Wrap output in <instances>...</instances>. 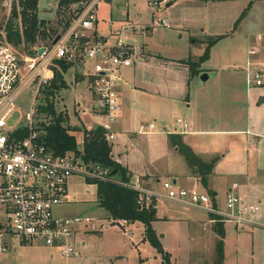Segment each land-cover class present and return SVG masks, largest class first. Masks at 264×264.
<instances>
[{"label": "built area", "instance_id": "obj_1", "mask_svg": "<svg viewBox=\"0 0 264 264\" xmlns=\"http://www.w3.org/2000/svg\"><path fill=\"white\" fill-rule=\"evenodd\" d=\"M99 1L85 2L81 11L73 12L66 28L60 27L47 44L40 40L29 46L15 44L8 39L5 25L0 27V256L11 243L36 241L54 246L65 258H71L77 251L75 235L96 230V226L95 218L90 216L62 217L54 213L55 207L62 205L68 196V179L77 175L85 180L121 183L111 175L108 166L84 161L73 151L55 155L44 143V127L49 125L53 115L42 111L41 107L46 105V94L52 89L53 81L58 82L59 73L63 75L55 60L73 67L86 79L96 127L101 128L108 144L115 138L121 72L131 67L140 55L130 44L119 39L116 44H109L97 34L95 7ZM168 1L150 0L149 3L151 7L163 8ZM11 2H3L9 11ZM157 21L169 25L164 18L158 17ZM130 26L133 30L140 28L136 23ZM18 28L22 35L20 21ZM254 39L255 42L263 40L261 34H256ZM247 52L255 56L257 44L251 45ZM245 74L247 85H261L264 60H248ZM26 90L30 92L27 109L14 117L20 96ZM152 127V123L147 127L140 125L138 130L146 133ZM82 143L83 139L78 144L79 151H83ZM127 185L137 191L138 204L145 207L162 195L143 188L139 182ZM234 186L226 193L225 206L220 209L196 188L181 187L169 180L162 183L163 196L184 208H202L219 216L221 222L229 221L238 226L256 224L259 202L241 198L233 191ZM129 223L125 218L113 219L110 226L128 233Z\"/></svg>", "mask_w": 264, "mask_h": 264}, {"label": "crops", "instance_id": "obj_2", "mask_svg": "<svg viewBox=\"0 0 264 264\" xmlns=\"http://www.w3.org/2000/svg\"><path fill=\"white\" fill-rule=\"evenodd\" d=\"M171 1L169 0L165 6L170 5ZM153 17H151V23H136L142 28L141 30L137 29L140 34H148L154 28L155 19ZM39 18L46 20L43 17ZM241 20L237 21L238 24L231 31L232 33L239 31ZM231 32H223V37H230ZM263 33L248 31L242 34V41L243 43L245 41L244 45L247 48L242 63L230 66L232 69H239L245 74L248 60H264L261 57L262 50L258 52L260 46L264 49ZM256 34L262 35L261 43L255 42ZM100 36L106 40L104 36ZM118 39L121 40V37ZM196 40L202 43L204 41ZM256 44L257 54L249 55L248 49L251 45L256 46ZM130 45L136 50L143 46L144 52L139 53L140 56L131 67L124 68L123 76L129 78V84H124L122 80L118 86L119 112L122 113L120 115L118 112V121L114 125L116 135L110 146L112 159L127 168L130 175L129 182H139L143 188L162 194L154 202L156 222L166 220L176 229L178 226L180 230L181 226L190 228L185 237L184 235L178 236L179 245L191 250L195 257L211 250L210 257H212L215 242L219 237L214 231L216 220L213 213L202 208H184L171 202L163 196L162 183L169 180L178 186L188 189L196 188L207 194L197 177L190 172L178 150L169 145V134H180L183 142L191 146L194 152L204 160L217 157V163L208 175V187L215 192L214 197L208 196L212 205L223 209L226 193L235 184L233 191L246 201L259 202V211H261H258L260 214L257 215V223L254 225L238 226L229 221L223 222L225 235L222 264L228 263V248L234 250V255L236 253V264H264V80L261 85L249 86L246 83L245 74L244 96H242L243 100L239 101L240 109L245 110V118L241 125H236L234 124L236 121L234 114L228 116V109H230L229 111L234 110L232 104L238 103L239 95L234 94L232 89L238 84L226 77H223V80L219 79V72L225 70L227 65L213 68L215 75L213 79L210 78L212 73L200 66L197 75L191 76L188 64H186L188 59L165 58L151 53L145 43L142 46ZM211 56L210 50L208 61L212 60ZM70 72L73 74L72 79ZM205 73L208 78L203 81L200 77ZM62 79L66 83L63 88H66L67 93L64 95L71 94L74 97L76 108L70 112L66 106V112H61L65 115L69 114L66 115V123L72 129H76L74 130L75 135L79 133L76 138L77 142H80L83 139L82 129L89 130L98 126L92 116L91 109L88 112L91 124L85 123L80 114L85 110L81 107L83 96H81V92L75 91L77 85L82 84L86 79L71 67L63 73ZM74 79H77L78 82H74ZM220 88H222L221 91ZM136 90H139L143 99L141 106L136 105L133 108L134 112L150 115L157 122L152 123L151 129L146 128L148 129L146 133L139 132L140 126L137 128V132L131 130L130 123L125 121L123 115L124 109L129 106L128 97L133 95ZM84 92L88 93L86 88L83 90ZM189 94L190 99L188 98ZM88 99L92 104L91 96ZM133 101L134 99L132 104ZM173 113L178 114L176 120L178 127L172 126L168 130L164 126V122L167 123L168 116ZM155 118H159L160 121ZM76 122L79 128L78 126L73 128L72 125H75ZM156 125H161L160 129H155ZM160 203L162 204L161 208ZM107 217L110 221L113 220L108 216V212ZM131 224L132 222L127 225V229ZM124 235L134 236L131 229H128V233H124ZM159 235L162 242L166 238V234L161 232ZM142 236L144 238V234ZM164 250L167 251L166 247ZM242 256L244 260H239L238 258H242Z\"/></svg>", "mask_w": 264, "mask_h": 264}, {"label": "rangeland", "instance_id": "obj_3", "mask_svg": "<svg viewBox=\"0 0 264 264\" xmlns=\"http://www.w3.org/2000/svg\"><path fill=\"white\" fill-rule=\"evenodd\" d=\"M3 1L5 0H0V27L5 25L11 16L9 15L11 13L9 7L4 6ZM149 1L110 0L106 2L105 0H100L95 7L96 32L98 35L104 36L109 44H116L118 38L121 37L122 42L135 46H142L145 43L151 53H156L162 57L193 61H197L198 55L203 54L209 41L217 38L209 46V52L210 50L212 52V60L208 61L209 59L207 58L205 61L200 62L199 66L206 71H210L212 73L210 78L213 79L215 77L213 68L227 65L225 70L219 72V79L223 80V77H226V79H231L238 84L232 88L234 94L237 93L239 95L238 103L232 104L234 110L229 111L230 109H227L228 116L234 114L236 119L234 124L241 125L245 118V110L240 109L241 103L239 101L243 100L242 96H244L245 74L239 69H232L230 66L240 65L244 58L247 47L244 45L245 41L244 43L242 41V34L248 31L264 32V0H172L170 5L163 8L151 7ZM56 7L57 0H38L39 17L46 18L54 26L56 24L61 26V15H58ZM244 11L245 13L242 17L246 16L242 20V17L238 19ZM48 17L52 18L48 19ZM151 17L155 19V25L148 34H140L139 30L142 29L141 27L139 30L136 28L133 30L130 26L134 23H151ZM158 17L166 19L169 25L160 24L157 21ZM237 19L241 20L239 31L232 33L231 31L238 24ZM223 32H231V36L223 37ZM195 38L204 41L202 43ZM143 50L142 46L136 51L143 53ZM260 50H262L261 57L264 59L263 47L260 46L258 52ZM71 69L75 70L73 67ZM124 70L123 68L121 72V81L123 80L124 84H129V78L123 76ZM71 72L70 78L72 79L73 74ZM74 82L77 83L78 80L74 79ZM77 87L75 92H81V96H83L81 107L85 108L84 111L80 112L81 117L85 123L91 124L88 112L93 104L89 102V94L83 93L86 88V81L83 80V83L77 85ZM65 89L55 90L53 95L55 110L66 112L68 107V110L72 112L76 108L74 97L71 94L64 95L67 93ZM221 90L222 88H220ZM29 93L27 90L22 92L18 101L19 108L15 112L14 117H18L27 109V103L30 101L28 98ZM188 98L190 99V94ZM142 99L139 90L134 91L133 95L128 97V100H130L129 106L124 109V119L130 123L131 130L134 132L138 131L137 128L141 124L148 126L149 123L155 124L156 122L150 115L134 112L133 108L136 105L141 106ZM76 100L78 99L76 98ZM177 115L175 113L169 115L167 118L168 122H164V126L168 130L172 126L178 127V124H176ZM155 119L159 120V118ZM76 123L72 125L73 128L78 126V123ZM66 125L71 127L68 123ZM160 126L156 125L155 129H160ZM76 135L78 137L79 133ZM67 184L68 196L62 205L55 207L54 213L62 217L90 216L95 218L93 224L96 226V230H87L75 235L77 251L71 258H65L60 254L59 249L54 246H46L36 241L34 243L14 242L9 245L6 252L1 254L0 264H160L161 253L156 251L147 239L143 238L144 225L141 221L132 222L128 227V229L132 230L134 236L124 235L123 232L121 233V231L110 226L107 211L97 201V186L95 183L87 182L83 177L74 175L68 179ZM159 206L161 208L162 204L160 203ZM259 212L258 214H260ZM151 225L155 234L159 235L161 232L166 234V238L161 244L163 249L166 247L167 251L171 253L170 264H188L189 262L190 264H216L215 246L212 257H210L211 250L199 257H195L191 250L189 251L185 246L179 245L177 238L180 235L185 237L186 232L190 230L187 226H181V230L178 226L176 229L166 220H158L157 222L154 220ZM228 225L230 226V224ZM182 230L184 232H181ZM233 251L228 248L227 264H236V253L234 255ZM243 258L242 256V258L239 257L238 259L244 260Z\"/></svg>", "mask_w": 264, "mask_h": 264}, {"label": "trees", "instance_id": "obj_4", "mask_svg": "<svg viewBox=\"0 0 264 264\" xmlns=\"http://www.w3.org/2000/svg\"><path fill=\"white\" fill-rule=\"evenodd\" d=\"M89 0H57V13L61 15V26H54L48 20L39 18L38 16V0H12L11 16L5 24L7 37L15 44L24 43L26 46L40 40L42 44H47L52 37L57 34V30L66 28L70 22L73 12L81 11V7ZM245 11L240 14L238 19L244 15ZM237 19V20H238ZM21 23L23 34L21 35L18 24ZM217 40L209 41L205 46L204 52L198 57L197 61L188 60L189 75L197 74L199 63L205 61L209 55V46ZM61 71L64 73L69 65L64 64L61 60L54 61ZM66 86L62 74L59 73L58 82L53 81L52 89L46 94V105L42 106V111L51 113L53 119L49 125H46L44 143L48 150H51L55 155H65L69 151H73L77 155H81L85 161H91L100 165L108 166L111 171L115 170L114 178L121 183H113L111 181H97L86 178L87 182L95 183L97 186V201L99 205L108 212V216L112 219L125 218L130 222H142L144 225V238L149 241L151 246L161 253L160 264H170V253L162 247L158 234H155L152 228V221L156 220L154 203L148 207L138 204V193L127 185L129 183V172L126 167L118 164L112 159L110 144L103 137L101 128L82 129L83 132V151H79L78 142L74 130L66 125L67 118L62 112L55 110L54 93ZM169 145L175 147L183 157L189 170L199 180L204 187L208 196L214 197L215 192L208 187V175L217 163V157H211L204 160L197 155L191 146L185 144L182 136L178 133H172L168 136ZM123 182V183H122ZM215 216L214 231L219 235L215 242L216 264H222L224 257L223 238L225 232L223 230V222L220 217Z\"/></svg>", "mask_w": 264, "mask_h": 264}, {"label": "water", "instance_id": "obj_5", "mask_svg": "<svg viewBox=\"0 0 264 264\" xmlns=\"http://www.w3.org/2000/svg\"><path fill=\"white\" fill-rule=\"evenodd\" d=\"M105 1L109 2V0H105ZM200 78H201V80L205 81L208 78V75L206 73L202 74V76ZM114 173H115V170H112L111 175H113Z\"/></svg>", "mask_w": 264, "mask_h": 264}]
</instances>
